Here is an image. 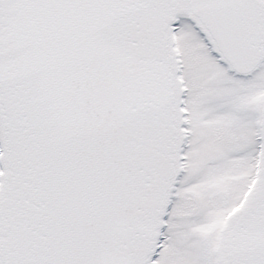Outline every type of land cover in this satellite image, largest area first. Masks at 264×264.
I'll return each mask as SVG.
<instances>
[{"label":"snow or ice","instance_id":"snow-or-ice-1","mask_svg":"<svg viewBox=\"0 0 264 264\" xmlns=\"http://www.w3.org/2000/svg\"><path fill=\"white\" fill-rule=\"evenodd\" d=\"M0 264H264V0H0Z\"/></svg>","mask_w":264,"mask_h":264}]
</instances>
